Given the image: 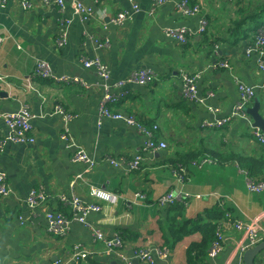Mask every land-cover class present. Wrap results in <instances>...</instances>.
I'll return each instance as SVG.
<instances>
[{"label": "crops", "instance_id": "crops-1", "mask_svg": "<svg viewBox=\"0 0 264 264\" xmlns=\"http://www.w3.org/2000/svg\"><path fill=\"white\" fill-rule=\"evenodd\" d=\"M189 1L191 7L199 8L190 16L179 10L182 0H168L155 13H151L154 0H69L64 9L43 0H26L28 7L24 0L0 4V114L19 113L27 107L37 115L34 144L12 142L0 118V172L11 191L9 197L0 195V264H53L58 260L64 264H125L120 252L133 264H142L133 257L139 249L165 252L166 258L157 256V264H187L188 247L200 242L202 235L185 237L173 251L166 247L168 207L159 206L158 199L169 193L190 194L186 204H181L184 214L171 216L174 223L190 227L200 216L207 223L211 219L204 217L218 206L231 215L230 223L223 220V251L215 259L208 258L207 264L239 260L243 234L231 223L262 216L264 228V192L248 190L247 172L237 160L220 164L199 154L190 164L180 161V153L201 149L230 156L222 140L245 154L250 144L262 147L252 134L250 115L252 126L240 119L222 128H203L202 124L232 114L239 101V81L256 91L247 110L258 104L264 117V72L254 51L259 31L264 30V14L263 19L259 14L264 0ZM78 3L94 10L91 21L83 22L75 13ZM119 12L130 14L121 26L112 22ZM203 20L208 22L204 32L200 31ZM255 27L259 28L253 32ZM167 29H186L188 43L169 39ZM63 34L66 42L60 45ZM248 50H252L250 55ZM82 57H98L109 67L106 86L112 94L123 96L110 106L112 112L134 117L137 124L154 132L156 141L166 142V149L151 153L138 126L101 114L105 96L101 78L97 70L84 66ZM41 59L50 63L55 76L67 80L37 77L36 63ZM224 61L228 68L217 67ZM141 71L155 75L150 85L125 84L122 90L116 89L120 80ZM185 77L194 78L198 102L186 99ZM66 114L71 118L66 119ZM154 126L159 128L154 130ZM248 128L250 142L243 136ZM65 132L73 137L74 145L62 138ZM79 150L98 163L95 169L75 160ZM249 152L252 156L253 151ZM137 157L141 167L132 172L111 163ZM204 160L208 162L203 166L195 165ZM91 187L106 190L112 201L97 200ZM33 190L45 199L32 209L26 201ZM73 195L84 204L102 208L88 215L86 225L74 220L72 206L62 201ZM49 213L70 222L67 236L49 232ZM90 227L107 238L119 235L124 248L107 250L94 240ZM79 244L89 255L76 262L72 255ZM255 264H264V252Z\"/></svg>", "mask_w": 264, "mask_h": 264}, {"label": "built area", "instance_id": "built-area-1", "mask_svg": "<svg viewBox=\"0 0 264 264\" xmlns=\"http://www.w3.org/2000/svg\"><path fill=\"white\" fill-rule=\"evenodd\" d=\"M69 0H43L44 4H56L61 9L65 8L66 2ZM97 1V0H94ZM232 2L234 0H227ZM7 0H0V4L6 3ZM168 0H154L153 8L151 9V13H155L158 8L162 5L167 3ZM24 5L26 7L29 4L24 0ZM134 10H138L137 5H133ZM179 10L185 15L190 16L199 11L198 5L191 7L189 0H182L181 5L179 6ZM75 13L81 18L83 22H89L94 17V10L92 8L84 6L82 3L76 4V11ZM130 18V14L128 12H119L117 15L112 19V22L117 25L121 26L125 24V22ZM208 26V22L203 20L201 23L200 31L204 32ZM166 35L169 39L178 42L180 45H186L188 43V31L186 29H167ZM2 39L0 38V42ZM257 45L258 47L254 50L259 54V66L260 70L264 72V30L259 31V36L257 38ZM66 42L65 34L62 35L61 39L58 40V44L62 45ZM248 55L252 53V50H248ZM82 63L87 68H94L98 71L100 78H101V85L105 91V96L101 102V114L111 120L120 121L125 120L129 125L138 126V128L145 134L146 141L145 147L151 153L160 152L167 148V144L164 141H156L154 132L152 130H147L137 124L134 117L127 116L125 117L123 113L120 112H112L110 106L112 104H116L122 101V95H115L112 94L110 88L106 86V83L110 79V71L107 64H105L100 58H90L86 59L82 57ZM228 68L229 64L224 61L217 65ZM36 76L43 79H53L55 81H62L65 82L67 79L62 77L58 78L53 73L52 67L50 63L46 60H38L36 63ZM3 77H0L2 79ZM155 79V75L151 71H141L132 73L129 77L125 78L124 80H120L116 84V89L118 91L122 90L125 84H138L140 86H148L150 85L153 80ZM80 83V82H74ZM184 95L187 100L189 101H196L198 102V92L197 87L194 83V78L185 77L184 78ZM84 86V85H83ZM238 90H239V101L238 104L235 106L232 114L228 117L223 119H219L215 122L205 121L202 124L203 128H222L227 124H230L231 121L235 119L244 120L249 123L250 126V118L247 112V106L252 101V99L256 96V91L254 87H251L241 81L238 82ZM211 111H219L218 109L209 108ZM58 112L65 115V111L63 108H59ZM0 118L4 119L7 127L11 132V140L14 143L19 144H34L36 142L35 137L32 135L33 132V121L37 118L32 111H30L27 107L23 108L19 113H11V114H0ZM71 116L66 114V119H70ZM159 126H154V130H157ZM252 134L256 141L264 146V131L252 127ZM62 138L74 145V139L71 137L67 132L62 135ZM75 160L77 162H82L87 165L89 170H93L96 168L98 163L91 159L85 151L79 150L75 154ZM208 160L202 161L201 164H195L198 167L203 166ZM114 167L119 168L125 167L127 172H132L139 170L141 167V158L137 157L134 161L127 162L126 160H121L120 162L111 161ZM246 175H248L246 173ZM79 178L82 175L78 176ZM247 187L248 190L251 192L261 194L264 192V179H255L248 175L247 178ZM91 195L96 198L97 200H102L105 202H111L113 199L112 194L107 192L102 188L91 187ZM11 194L9 185L6 180V176L0 172V195L3 197H9ZM219 197L217 194H212ZM45 199V196L37 191L33 190L30 195L28 196V200L26 201L27 205L30 208H35L41 204V202ZM190 199V194H174L169 193L161 196L158 199V205L161 207H170L176 204H186V202ZM62 201L66 204L72 206L74 212V220H77L84 225L87 224V217L91 213H98L101 211V206L98 204H84L83 201L78 198L77 196L73 195L70 198L63 197ZM232 218L229 213L226 214L225 222H231ZM262 216H258L254 219H251L249 222H243L241 220H237L234 223H231L233 227L243 234V241L239 242L238 244V252H239V260L234 262L233 264H244L243 261V254L251 249L259 245L260 243L264 242V228L261 225ZM47 221L49 226V232L56 236L64 237L67 236L69 229V221L64 219L63 216L60 214L49 213L47 214ZM224 221L220 223L218 226L216 240L213 242L209 252L208 258L215 259L222 251L225 244V237L223 232V224ZM94 240L96 242H102L107 250H122L125 246L122 238L119 235L114 236L113 238H107V236L98 230L95 227H90ZM89 253L82 248V245H76L73 249L72 259L76 262L83 261L88 257ZM120 258L124 261L125 264H133L132 260L128 258L123 252L119 253ZM157 256L162 258H166V253L162 252L161 250H156L153 252L150 249H139L135 250L133 253V257L139 260L142 264H157ZM53 264H64L63 261H56Z\"/></svg>", "mask_w": 264, "mask_h": 264}, {"label": "trees", "instance_id": "trees-1", "mask_svg": "<svg viewBox=\"0 0 264 264\" xmlns=\"http://www.w3.org/2000/svg\"><path fill=\"white\" fill-rule=\"evenodd\" d=\"M262 13L264 14V8L259 11L261 19H263ZM260 19V18H259ZM259 27H255L253 32H256ZM249 128L247 132L243 134L246 137L247 141L250 142L252 135L249 132ZM222 146L227 147L231 153L230 156H226L224 154L218 153L216 151L209 150H198L196 153L191 151L190 153L183 155L180 153L181 162L184 165L190 164L191 162L198 159V155L210 156L213 160L219 161L220 164H223V161L227 160H237L238 166L247 172V174L252 178H261L264 179V146H259V148L252 146L253 154L251 156V160L246 163V157L243 156L245 153L236 150L234 145H228L223 140ZM258 145V144H257ZM184 205L176 204L174 206H170L167 209V216L169 218L168 225L166 228V232L164 234V241L166 247L170 251H173L176 248V245L181 242L185 237L193 234V233H201L202 239L200 242H193L187 250V264H207L208 260V252L216 240V234L218 230V226L220 222H222L226 218V211H223L219 206L214 208L208 216L204 218H210L211 220L207 223L203 222L201 216L199 219H195L192 226L187 227L184 223L175 222V219H171V216L176 213L184 214ZM169 214V215H168Z\"/></svg>", "mask_w": 264, "mask_h": 264}, {"label": "water", "instance_id": "water-1", "mask_svg": "<svg viewBox=\"0 0 264 264\" xmlns=\"http://www.w3.org/2000/svg\"><path fill=\"white\" fill-rule=\"evenodd\" d=\"M247 112L253 119V127H257L264 131V117L260 114V106L256 104L254 107L248 108ZM262 252H264V242L247 250L243 254L244 264H255L257 256Z\"/></svg>", "mask_w": 264, "mask_h": 264}, {"label": "rangeland", "instance_id": "rangeland-1", "mask_svg": "<svg viewBox=\"0 0 264 264\" xmlns=\"http://www.w3.org/2000/svg\"><path fill=\"white\" fill-rule=\"evenodd\" d=\"M250 145H252V144H250ZM248 147H249V151H253L252 146H248ZM249 151H248L247 154L243 155V156L246 157V160H245V162H243V163H246V162H248L249 160H251V153H250Z\"/></svg>", "mask_w": 264, "mask_h": 264}]
</instances>
